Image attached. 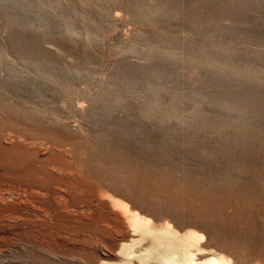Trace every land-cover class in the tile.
<instances>
[{
	"label": "rangeland",
	"instance_id": "374dc122",
	"mask_svg": "<svg viewBox=\"0 0 264 264\" xmlns=\"http://www.w3.org/2000/svg\"><path fill=\"white\" fill-rule=\"evenodd\" d=\"M185 240L264 264V0H0V264Z\"/></svg>",
	"mask_w": 264,
	"mask_h": 264
},
{
	"label": "bare ground",
	"instance_id": "6f19581e",
	"mask_svg": "<svg viewBox=\"0 0 264 264\" xmlns=\"http://www.w3.org/2000/svg\"><path fill=\"white\" fill-rule=\"evenodd\" d=\"M120 203V202H119ZM117 204V203H116ZM119 207V206H118ZM121 207V206H120ZM123 207H125V206H123ZM118 209H120V208H118ZM122 210H123V208H122ZM126 211V210H125ZM129 211V210H128ZM123 213V212H122ZM129 213V212H128ZM141 215V214H140ZM110 216V215H109ZM136 220H135V218H134V220L136 221H134V220H132L131 219V222H130V224L132 223L133 224V222L132 221H134L135 222V224H136V226L138 227V228H146V227H148V223L151 221V219H145V218H142L141 216H139L138 214H136ZM116 219H118V218H116ZM115 219V220H116ZM109 220V219H108ZM130 221V220H129ZM119 223V222H118ZM129 224V225H130ZM135 224H133V226H135ZM151 224V223H150ZM111 225V224H110ZM121 225V224H120ZM123 226V225H122ZM132 225H131V227H133ZM136 227V228H137ZM137 228V229H138ZM147 229H149V228H147ZM143 230V229H142ZM151 230H152V228H151ZM154 230V229H153ZM110 231V230H109ZM136 232H137V230H136ZM135 232V233H136ZM138 232H140V231H138ZM137 232V233H138ZM155 232V231H154ZM134 233V234H135ZM168 233H169V235H174V233L173 232H170V231H168ZM196 234V233H195ZM195 236V235H194ZM161 237V236H160ZM181 237V236H180ZM199 237H200V239H203L204 240V238H205V235H203V234H200L199 235ZM165 238V237H164ZM167 238H165V240H166ZM175 241H179L178 240V238H175ZM165 242V241H164ZM173 244H176V243H174V242H169L168 243V246H169V248H172V246H173ZM180 244H181V246H180ZM179 244V247H181L182 248V252H183V257H182V259L185 261V262H187L188 264H232L230 261H228V260H226L225 259V257H223V256H216V255H213L212 254V252H210V251H207V250H204V251H202V252H198V255H200V257L199 258H203L204 257V259L203 260H198V261H196V254H194L193 252H191V250L190 249H188L187 247H188V244L186 243V240L184 241V242H182V243H180ZM205 246V245H204ZM168 249V248H167ZM204 249V248H203ZM212 251V250H211ZM175 258L174 257H172V258H170L169 260H168V262H172L173 260H174Z\"/></svg>",
	"mask_w": 264,
	"mask_h": 264
}]
</instances>
